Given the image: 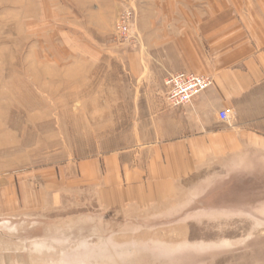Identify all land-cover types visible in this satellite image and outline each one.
Listing matches in <instances>:
<instances>
[{
	"label": "crops",
	"instance_id": "obj_1",
	"mask_svg": "<svg viewBox=\"0 0 264 264\" xmlns=\"http://www.w3.org/2000/svg\"><path fill=\"white\" fill-rule=\"evenodd\" d=\"M155 1L138 15L143 45L71 44L53 62L51 84L82 107L65 109L63 136L50 126L39 164L0 172V264H58L57 236L37 234L55 223L43 215L83 205L132 225L143 207L201 194L219 166L256 170L264 193V0ZM118 3L33 0V15H113ZM177 72L211 85L170 107L164 80Z\"/></svg>",
	"mask_w": 264,
	"mask_h": 264
},
{
	"label": "rangeland",
	"instance_id": "obj_2",
	"mask_svg": "<svg viewBox=\"0 0 264 264\" xmlns=\"http://www.w3.org/2000/svg\"><path fill=\"white\" fill-rule=\"evenodd\" d=\"M161 2L155 1V11ZM151 3L121 0L113 15L40 19L33 15V0H0V172L39 164L53 148L50 126L63 136L65 109L82 107L50 81L53 62L72 55L65 46L143 45L138 15H151ZM125 8L134 12L137 30L127 38L115 29ZM240 171L226 173L219 166L201 194L190 188L173 202L143 207L132 225L82 205L43 215L41 221L55 223L39 226L37 234L42 240L57 236L58 264H264V193L256 170Z\"/></svg>",
	"mask_w": 264,
	"mask_h": 264
},
{
	"label": "built area",
	"instance_id": "obj_3",
	"mask_svg": "<svg viewBox=\"0 0 264 264\" xmlns=\"http://www.w3.org/2000/svg\"><path fill=\"white\" fill-rule=\"evenodd\" d=\"M135 15L132 10L125 8L116 19L115 29L120 37H131L137 33ZM164 84L167 88L166 100L170 107H180L188 104L193 97L205 91L211 85V78L187 72L169 74ZM218 116L221 120H227L229 110H220Z\"/></svg>",
	"mask_w": 264,
	"mask_h": 264
}]
</instances>
